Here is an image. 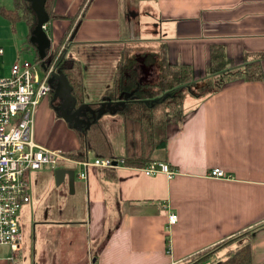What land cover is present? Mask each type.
I'll return each instance as SVG.
<instances>
[{
    "label": "crops",
    "instance_id": "crops-1",
    "mask_svg": "<svg viewBox=\"0 0 264 264\" xmlns=\"http://www.w3.org/2000/svg\"><path fill=\"white\" fill-rule=\"evenodd\" d=\"M52 4L54 14L61 17L45 21L43 32L37 29L36 14L28 27L21 20L9 22V41L15 36L16 41H25L12 61L28 51L25 44L34 48L37 58L68 38L65 56L81 63L86 103L102 101L122 60L130 57L140 61L144 54H152L171 65H188L192 78L201 81L211 76L209 54L215 47L227 69L264 54V0ZM3 42L0 55L5 53ZM259 63V81L231 80L202 96L189 90L175 115L166 117V144L151 158L165 161L174 171L171 177L147 176L124 164L90 168L81 179L73 166L62 163L59 168L71 170L73 178L68 180L65 174L56 185L53 170L46 169L48 177L40 170L31 172L29 200L16 218L18 251L13 254L0 245V264H180L238 234L242 235L215 248L210 261H220L248 243L251 264H264V58ZM66 87L53 77L33 116L35 141L63 153L77 149L78 138L61 114L78 123L85 120L77 113L87 110L82 106L72 111ZM118 107V102L106 101L99 108L107 111L101 122L116 157L123 152L121 118L114 114ZM211 168H220L226 177L210 176ZM78 198L83 213L75 220ZM25 213L31 222L26 235L20 220ZM168 213L176 215L171 225ZM51 217L70 221L59 223Z\"/></svg>",
    "mask_w": 264,
    "mask_h": 264
},
{
    "label": "trees",
    "instance_id": "trees-1",
    "mask_svg": "<svg viewBox=\"0 0 264 264\" xmlns=\"http://www.w3.org/2000/svg\"><path fill=\"white\" fill-rule=\"evenodd\" d=\"M52 3L53 0H42L41 3L47 19L61 17L54 14ZM12 5L13 10L3 8L0 9V14L12 25L21 20L27 27L31 26L35 21V14L29 1L12 0ZM209 56L211 76L201 81H195L192 78V71L188 65L179 63L171 65L165 62L163 57L156 59L152 54H144L140 61L133 57L123 59L122 67L116 71L112 89L104 91L101 96L102 101L87 103L84 101L79 61L59 57L56 71H59L64 78L68 97L73 104L72 111H78L82 106L87 107L82 114L77 113V117L83 118L84 122H66L78 138V148L66 152L67 156L75 160L85 159L88 155L116 157L101 122L103 114L107 111L99 110L103 102L114 101L119 103L114 114H118L121 118L123 152L119 157L127 166L142 167L148 161L154 160L151 156L155 150L165 146L166 113L168 109L181 104V99L186 92L191 90L194 94L202 96L218 90L224 83L231 80L259 81L262 79L259 60L264 58V54H259L256 61L230 69L224 67L219 47L211 49ZM147 66H154L152 70L154 75L143 79L146 73L142 68ZM197 82H203L202 86L196 87ZM241 235L224 240L222 244L236 240ZM220 246L194 253L180 264H251L248 243L242 244L220 261H210V254Z\"/></svg>",
    "mask_w": 264,
    "mask_h": 264
},
{
    "label": "built area",
    "instance_id": "built-area-1",
    "mask_svg": "<svg viewBox=\"0 0 264 264\" xmlns=\"http://www.w3.org/2000/svg\"><path fill=\"white\" fill-rule=\"evenodd\" d=\"M42 29L46 28L45 23ZM2 49H0V54ZM56 69L43 59L26 61L16 58L7 75L0 78V245L14 254L18 251L20 234L17 214L29 200V174L35 170H54L68 162L76 169L74 175L84 179L90 168L114 169L124 165L121 157L72 159L62 151L39 145L33 134V116L38 104L47 96ZM144 175L164 173L171 177L165 161L150 160L138 167ZM209 175L226 177L220 168H211ZM176 215L167 214V225Z\"/></svg>",
    "mask_w": 264,
    "mask_h": 264
},
{
    "label": "rangeland",
    "instance_id": "rangeland-1",
    "mask_svg": "<svg viewBox=\"0 0 264 264\" xmlns=\"http://www.w3.org/2000/svg\"><path fill=\"white\" fill-rule=\"evenodd\" d=\"M0 6H3V8L7 9V10H13V8H14V6L12 5V0H0ZM34 19H35V17H34ZM8 24H9V20H7L5 17H3L2 14H0V40L1 41H5V42L2 43L5 46V48H4L5 49V53L0 55V78L5 76V75H7L9 65L11 64L12 60L15 57V52L19 51V50H22L23 49V48H21V47H23L22 44H23V42H25V41H16L17 40V36H15L16 37L15 39L12 38V40L9 41V36H8L9 34H7V28L9 26ZM18 30H19V25L17 26V30L15 31V33H17ZM67 41H68V38L64 37V38H62L60 40V42L57 44V46L51 47L48 50V52L45 55H43V58H42L43 62L45 61L47 64H51L56 69V65L58 63V58L59 57L60 58L62 57L64 59L68 58V57L65 56L66 55V53H65V51H66L65 45H66ZM10 43L12 44V46L11 47L7 46V45H10ZM24 47H27L29 49H28L27 52L22 51L20 59L26 60V61H29V60L32 61L34 59L33 58L34 57V48H32V46H28L27 44H25ZM37 59H40V58L37 57ZM82 62L86 66L87 63H88V59H85ZM80 65H81V63H80ZM142 69L146 73V74L143 75V79L147 78V77H151V76L154 75V73L152 72V70L154 68H152V67H144ZM202 84H203V82H197L195 85H196V87H199V86H202ZM90 101H92V100H90ZM178 109H179V106H176V105L174 107L170 108V110L168 109V112L166 113V116H165V121H166V117L168 115L174 116ZM63 154L67 156L66 152H64ZM90 157L87 158V159H90ZM65 163H68V162H65ZM75 171H76V169H75ZM47 174H48V170H46V169H41L40 170V175L47 176ZM76 204H78V210H77V212H75L74 218H75V220H78V219H80L79 217L83 213V211H82V203H81V200L79 198H78ZM28 217H30V216L26 215V213H25V214H23L21 216V219H20V220H22V224H23V227L21 228V230H23V233L25 235L27 234V231H29L30 227H31V224H30L31 222L28 219ZM50 219L51 220H56L59 223H64V222L70 221V220H68V218H54V217H51ZM32 223H33V220H32ZM33 233H34V231H30V234H31V239L29 240L30 242H31L32 238L34 237ZM35 234H37V236H38L39 235V231L38 232L36 231ZM43 238H46L45 234H44Z\"/></svg>",
    "mask_w": 264,
    "mask_h": 264
},
{
    "label": "water",
    "instance_id": "water-1",
    "mask_svg": "<svg viewBox=\"0 0 264 264\" xmlns=\"http://www.w3.org/2000/svg\"><path fill=\"white\" fill-rule=\"evenodd\" d=\"M29 1V5L31 6V8H33V12H35L34 14H36L37 16V29L39 30V32H43L42 31V24L47 21L48 19L46 18V14L42 8V0H28ZM38 58H43V56H39ZM55 77H59V79L63 80L64 84L66 85L64 78L62 75H60L59 73L57 74V72L54 75ZM73 106V104H72ZM61 118L65 119L66 121H69L68 118H65V116L63 114H61ZM65 174L68 175V180H72L73 178V173L71 170H65L64 168H56L53 170V176L55 178V184L58 185L59 183H61L64 180V176Z\"/></svg>",
    "mask_w": 264,
    "mask_h": 264
}]
</instances>
